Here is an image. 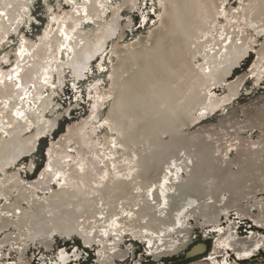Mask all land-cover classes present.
<instances>
[{
	"label": "bare ground",
	"instance_id": "1",
	"mask_svg": "<svg viewBox=\"0 0 264 264\" xmlns=\"http://www.w3.org/2000/svg\"><path fill=\"white\" fill-rule=\"evenodd\" d=\"M227 1L154 0L152 19L127 35L122 12L137 0H61L29 39L18 33L29 0H0V50L18 35L13 61L0 54V248L22 256L75 236L97 248V264H116L133 252L128 235L158 262L210 227L206 264H231L215 260L226 251L247 263L260 255L264 232L237 228L264 230V94L226 108L250 93L248 77L262 83L264 0ZM94 60L105 83L88 85V112L51 138L41 169L24 179L17 166L26 159L32 172L39 140L58 127L54 87L65 73L80 83ZM195 245L186 257L204 251ZM57 257L80 262L74 250Z\"/></svg>",
	"mask_w": 264,
	"mask_h": 264
},
{
	"label": "rangeland",
	"instance_id": "2",
	"mask_svg": "<svg viewBox=\"0 0 264 264\" xmlns=\"http://www.w3.org/2000/svg\"><path fill=\"white\" fill-rule=\"evenodd\" d=\"M57 3V4H56ZM61 3V0H46L45 3H43L41 0H29V21L24 22L18 33L24 34V36L28 37L29 39H33L36 37L38 33L42 31V28L46 25L47 18L49 16V13L47 11V7L52 6L54 9H56V6ZM154 0H137L136 7L134 11L128 12L126 10H123L124 17H131V28L129 33L127 35H131L136 33V31H139L141 28V19L145 17L146 22L143 25L142 29L145 28V25L152 19L153 17V10H154ZM228 4L234 5L239 4L240 0H228ZM131 36L129 37V39ZM9 44L5 45V48H2L0 50L1 52L10 53V59L13 61L14 59V51L17 46L18 42V35L14 36V34L10 35L8 37ZM253 58V52L243 61L240 62L241 64L238 66L236 70L233 72V76H236L238 74H242L246 71L248 68L250 62ZM104 64V62H102ZM96 79H101L105 83V73L100 71L97 68V62L96 60L91 62V68L90 72L87 74V77L82 80L80 83H77L75 86L72 85L71 79L69 78L68 74L65 73V84L61 89H58L54 82L51 83L52 85L48 84L46 87L47 89H50L54 87V101L58 104L56 111L57 113L61 114L60 119L58 121V127L55 129V131L52 132L50 137L56 136L63 131V128L65 125L72 123L83 116L86 115V113L89 110V100L86 96V90L88 85L93 82ZM247 82H245L244 90L250 89L249 94L247 95L244 91L241 93L239 98L235 100L231 105H229L226 109L230 110L235 105L241 104L251 97L254 98L257 96H260L261 94H264V77L262 79V83H260L258 86L251 85V78L248 77L246 79ZM252 88V89H251ZM77 93V94H76ZM78 98V99H77ZM68 110V113H65L64 110ZM223 114V112H219L216 114V117L218 115ZM215 116L212 118H209V121H212L216 118ZM54 139V138H52ZM51 140V138L44 137L41 138L37 144L36 150L34 151V168L32 172H28L26 169V159L22 160L19 165L17 166L19 170V174L26 180H33L35 177V174L41 169L42 164L45 159V148L47 146V143ZM233 219V217H232ZM222 224V225H221ZM226 224V220H222L220 223V226H223ZM247 224L245 221L242 222V224L237 228V231L240 235L245 234L247 231ZM206 227L201 229H198L196 227L193 232V240L190 243L189 246H187L177 257L172 259H163L158 262H153V259H151L146 251L145 247L142 244H137L136 241L128 237V235H125L124 241L122 245H132L133 246V252L130 253V255L123 261L118 262L119 264H206L207 261L210 259L211 255V243L217 238V232L216 230H213V228ZM250 228V227H249ZM206 229V230H205ZM259 231V230H258ZM260 232H264V230H260ZM209 233V234H208ZM213 233V234H212ZM216 236V237H215ZM75 237V236H74ZM73 237L72 240L70 239H63L60 236H54L52 240V245L49 249H44L41 247L37 242L34 244H30L28 247L26 253L22 256H18L17 252L15 250H11L9 247L5 246L3 248H0V264H54L56 263L58 257V251L64 250L66 253H71L74 251H78V254L80 256L79 264H97V258H96V247L92 248H85L81 242H79L77 239ZM201 237V238H200ZM78 238V237H77ZM139 243V242H138ZM196 243H202L205 248L204 251L200 254H197L193 257H186L187 253L189 255V252L192 251V249L196 246ZM66 248V249H65ZM188 248V249H187ZM72 251V252H71ZM227 252V251H226ZM224 252L221 255H217L215 260L219 263H222L223 260H228L231 262V264H264V250L260 253L259 256L255 257L254 259L246 262H240L233 257V253H226ZM224 255V256H223ZM148 256V257H147ZM141 257V258H140ZM73 260V258H71ZM136 260V261H135ZM206 261V262H205ZM125 262V263H124ZM259 262V263H257ZM116 263V264H118ZM68 264H74L72 261H68Z\"/></svg>",
	"mask_w": 264,
	"mask_h": 264
},
{
	"label": "water",
	"instance_id": "3",
	"mask_svg": "<svg viewBox=\"0 0 264 264\" xmlns=\"http://www.w3.org/2000/svg\"><path fill=\"white\" fill-rule=\"evenodd\" d=\"M48 138H54V139H56V136H52V137H50V135L48 136ZM246 223H248V221H245ZM247 227H253L254 229H256V230H261V229H259V228H257L256 226H254V224H248V226ZM75 239H77L79 242H80V239L79 238H77V237H74Z\"/></svg>",
	"mask_w": 264,
	"mask_h": 264
}]
</instances>
